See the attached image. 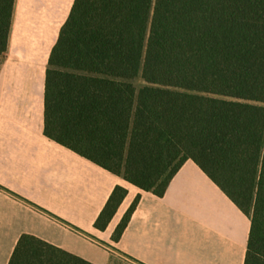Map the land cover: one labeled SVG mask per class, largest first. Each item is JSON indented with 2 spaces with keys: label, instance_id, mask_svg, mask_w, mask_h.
<instances>
[{
  "label": "trees",
  "instance_id": "trees-1",
  "mask_svg": "<svg viewBox=\"0 0 264 264\" xmlns=\"http://www.w3.org/2000/svg\"><path fill=\"white\" fill-rule=\"evenodd\" d=\"M14 5L0 0V67ZM45 135L158 197L192 160L249 216L244 264H264V0H75L49 58ZM126 196L115 188L98 229ZM8 264L93 263L24 234Z\"/></svg>",
  "mask_w": 264,
  "mask_h": 264
},
{
  "label": "crops",
  "instance_id": "crops-1",
  "mask_svg": "<svg viewBox=\"0 0 264 264\" xmlns=\"http://www.w3.org/2000/svg\"><path fill=\"white\" fill-rule=\"evenodd\" d=\"M74 1L15 0L0 67V264L24 234L93 264L122 254L144 264H244L250 218L192 160L158 197L45 135L49 58ZM118 186L127 196L98 229Z\"/></svg>",
  "mask_w": 264,
  "mask_h": 264
},
{
  "label": "rangeland",
  "instance_id": "rangeland-1",
  "mask_svg": "<svg viewBox=\"0 0 264 264\" xmlns=\"http://www.w3.org/2000/svg\"><path fill=\"white\" fill-rule=\"evenodd\" d=\"M134 84L135 86L139 89L143 86H145V82L143 81V79L141 78V76L137 77L135 80H134ZM114 257H116V259L118 260V262L120 264H125L127 263V261L121 256V255H114Z\"/></svg>",
  "mask_w": 264,
  "mask_h": 264
}]
</instances>
